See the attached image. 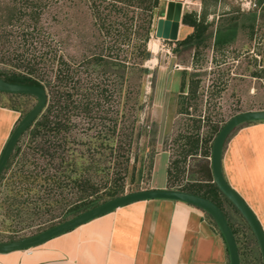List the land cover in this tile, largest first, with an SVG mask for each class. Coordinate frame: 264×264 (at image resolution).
Masks as SVG:
<instances>
[{
	"label": "rangeland",
	"instance_id": "374dc122",
	"mask_svg": "<svg viewBox=\"0 0 264 264\" xmlns=\"http://www.w3.org/2000/svg\"><path fill=\"white\" fill-rule=\"evenodd\" d=\"M170 1L182 2L183 18L205 27L202 44L179 45L194 32L183 20L178 41L157 38ZM108 4L0 0V52L11 61L0 63V72H20L17 55L52 76L66 63L71 93L64 116L69 130L52 133L65 143L56 164L34 155L29 134L18 143L21 159L28 160L15 164L0 186V237H29L60 223L79 197L76 177L89 175L101 186L103 200L120 186L128 194L148 190L152 178L163 184L167 156L156 158L165 151L172 170L168 184L193 185L207 162L201 155L185 160L193 143L208 150L216 128L245 110L264 108V8L245 9L242 0H160L144 44L149 13L104 9ZM14 5L21 9L9 20ZM98 55L106 62H98ZM36 103L32 96L0 93V105L17 109L19 121ZM118 162L128 164L127 175Z\"/></svg>",
	"mask_w": 264,
	"mask_h": 264
},
{
	"label": "crops",
	"instance_id": "0c3cea01",
	"mask_svg": "<svg viewBox=\"0 0 264 264\" xmlns=\"http://www.w3.org/2000/svg\"><path fill=\"white\" fill-rule=\"evenodd\" d=\"M255 110L264 108L245 112ZM19 119L18 110L0 105V156ZM160 156H167V178L163 184L152 178L148 190H178L168 184L169 153L158 154L156 161ZM210 158L205 160L211 166ZM222 170L264 231V122L241 125L229 136ZM221 194L241 264H263L250 226ZM0 264H230V257L222 233L206 212L183 202L149 200L119 208L31 249L0 254Z\"/></svg>",
	"mask_w": 264,
	"mask_h": 264
},
{
	"label": "trees",
	"instance_id": "16d2710c",
	"mask_svg": "<svg viewBox=\"0 0 264 264\" xmlns=\"http://www.w3.org/2000/svg\"><path fill=\"white\" fill-rule=\"evenodd\" d=\"M103 2H109L107 7L104 9H110L111 11L114 9H118V11L122 12L124 8H135L140 9L142 11H147L149 13V21L147 23V31L144 33V44L147 43V41L150 38V34L152 32V23H153V17H154V11L156 8L159 7L160 0H102ZM102 3V2H101ZM30 5V4H28ZM118 5H121V7H117ZM96 6V5H95ZM97 10L95 11V14L97 15L101 14V11H99V6H96ZM20 9L18 6L14 5L12 9V14L9 17V20L13 18V14H19ZM34 12V11H33ZM183 23L187 26H190L194 29V32L189 35L185 40L181 41L179 45H183L186 48L192 49L193 47L202 44L205 40V27L202 28L201 23L197 22L196 20L191 19L189 16H185L183 18ZM222 43V42H219ZM17 64L14 65L16 68L21 69L20 72H6L1 71L0 72V79L15 83V84H23V85H32V86H39L45 89L48 93V105L44 112L41 114V116L37 119V121L30 127V129L26 132L30 136V142L35 143L34 150H35V156L41 155L44 158L49 159V161L52 164H56L55 162L60 158V156L64 153L65 150V143L62 140V142H58L53 140L52 133L59 134L65 131L69 130L68 123H66V120L64 119V116L69 110V99L71 98V93L67 91L68 83L70 82V73L67 68V64H62L59 67V72L56 75H51L49 70L41 69L39 64L30 59L24 58L22 55H17ZM150 56L148 52L145 51L144 59H147ZM98 62H106L104 61L103 55H98ZM9 63L11 64V61H8L6 59V55L2 54L0 52V63ZM122 62V61H121ZM122 64V63H121ZM43 72H42V71ZM10 97H27L28 95H12L7 94ZM15 109V108H12ZM17 110V109H15ZM255 123V122H250ZM249 124V123H247ZM221 128H216V136L219 133ZM47 134V135H46ZM45 135V136H44ZM40 136H43V139H39ZM133 135H128V137H132ZM216 138V137H215ZM40 140V141H39ZM213 139V143H214ZM212 145L208 150L202 149L199 145V142L196 141L193 143L191 148L186 152L185 154V160L188 156L192 157H198V155H201L202 157H211V151H212ZM21 146L18 144L15 148L14 153L12 154L10 161L3 173V175L0 178V186L3 184V182L6 180L7 174L11 172L13 166L15 164H18L19 161L26 162L28 160V157L25 155L21 159ZM201 151V154L199 152ZM64 159H61L55 166L56 171H60L63 166ZM117 167H121L122 170L127 175L128 173V164L125 165V167L118 162L116 165ZM198 178L196 179L197 185H188L187 187H180L178 190H182L185 192H189L195 195L202 196L204 198H207L211 201H213L215 204H217L220 209L225 213L220 198H219V189L216 186L214 182V178L212 175V169L210 166V162H206L200 171H197ZM169 183L172 179V170L169 169ZM51 177H55L52 175ZM73 180V185L75 186V189L79 193V197L77 200L72 202L69 206L68 212L65 214V218H63L61 222L66 221L69 219V217L77 216L93 207H96L100 205L103 202H106L110 199L122 196L125 194L124 187L120 186L118 189H114L112 191H109L108 200H103L102 197H100L101 192V186L98 185L93 181V179L89 175H84L81 177H76ZM119 179H117L115 182H117ZM195 184V183H194ZM170 187L174 188V185H170ZM224 196L223 194H221ZM225 197V196H224ZM225 199H227L225 197ZM214 222L215 220L207 214ZM226 215V213H225ZM227 217V215H226ZM61 218V217H57ZM54 219H51L54 221ZM228 219V217H227ZM229 222V220H228ZM216 227L219 229V226L215 222ZM54 226V225H53ZM232 228V227H231ZM221 232V231H220ZM30 237V236H29ZM27 237H7L3 238L0 237V242H13L20 239H24Z\"/></svg>",
	"mask_w": 264,
	"mask_h": 264
},
{
	"label": "water",
	"instance_id": "95a60500",
	"mask_svg": "<svg viewBox=\"0 0 264 264\" xmlns=\"http://www.w3.org/2000/svg\"><path fill=\"white\" fill-rule=\"evenodd\" d=\"M183 10L184 4L182 2H168L165 18L160 19L157 24V38L164 41H178L183 20ZM0 93L28 95L37 99L36 105L18 122L1 153V178L18 143L46 109L49 97L47 91L42 87L15 84L2 79H0ZM250 122H264V110L242 112L226 122L214 140L210 160L214 183L220 192L236 207L250 226L258 241L264 264V231L255 214L249 209L243 199L229 186L222 170V156L227 139L238 127ZM149 200L183 202L195 206L209 214L219 226L225 239L229 252L230 264H241L235 235L225 213L220 207L207 198L177 189L141 190L110 199L30 237L13 242H0V254L31 249L57 236L70 232L96 218L114 212L119 208Z\"/></svg>",
	"mask_w": 264,
	"mask_h": 264
},
{
	"label": "built area",
	"instance_id": "2783aa9c",
	"mask_svg": "<svg viewBox=\"0 0 264 264\" xmlns=\"http://www.w3.org/2000/svg\"><path fill=\"white\" fill-rule=\"evenodd\" d=\"M245 9L261 10L264 8V0H242Z\"/></svg>",
	"mask_w": 264,
	"mask_h": 264
}]
</instances>
